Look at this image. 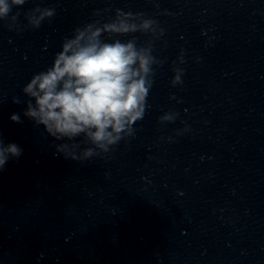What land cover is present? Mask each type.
I'll use <instances>...</instances> for the list:
<instances>
[{
    "label": "clouds",
    "instance_id": "obj_1",
    "mask_svg": "<svg viewBox=\"0 0 264 264\" xmlns=\"http://www.w3.org/2000/svg\"><path fill=\"white\" fill-rule=\"evenodd\" d=\"M26 0H0V20L12 30L17 28L19 12L12 9ZM54 8L35 7L26 13L27 26L39 28L54 16ZM99 15V13H97ZM162 34L157 22L116 10L115 17L101 24L99 20L77 27L71 38H65L61 51L45 71L32 76L23 87L30 99L23 115L43 125L56 140L58 153L73 160H87L109 153L121 140L133 136L134 123L143 118L146 97L152 86L153 65L161 63L153 55L152 42L138 45L133 37L122 41L119 36L134 33ZM107 34L108 39H104ZM172 85L182 83V70H174ZM17 98L13 103H19ZM176 113H165L160 123L172 122ZM10 119L21 123L20 116ZM77 137H82L76 141ZM81 145H85L81 150ZM91 145V146H87ZM22 149L15 143L5 145L0 139V170L9 158H19Z\"/></svg>",
    "mask_w": 264,
    "mask_h": 264
}]
</instances>
